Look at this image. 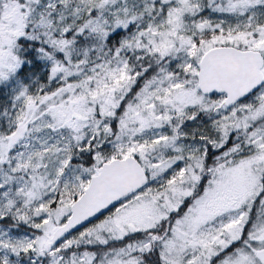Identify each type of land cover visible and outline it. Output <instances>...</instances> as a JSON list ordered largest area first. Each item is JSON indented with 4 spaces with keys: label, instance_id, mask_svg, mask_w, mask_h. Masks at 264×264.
Masks as SVG:
<instances>
[{
    "label": "snow or ice",
    "instance_id": "6c2138e0",
    "mask_svg": "<svg viewBox=\"0 0 264 264\" xmlns=\"http://www.w3.org/2000/svg\"><path fill=\"white\" fill-rule=\"evenodd\" d=\"M0 264H264V0H0Z\"/></svg>",
    "mask_w": 264,
    "mask_h": 264
}]
</instances>
